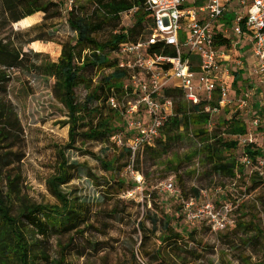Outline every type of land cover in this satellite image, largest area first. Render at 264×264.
I'll return each instance as SVG.
<instances>
[{
	"label": "rangeland",
	"instance_id": "1",
	"mask_svg": "<svg viewBox=\"0 0 264 264\" xmlns=\"http://www.w3.org/2000/svg\"><path fill=\"white\" fill-rule=\"evenodd\" d=\"M74 1L86 12L94 8L93 0ZM69 6L66 1L62 15L46 22L42 15L41 20L33 25H43L39 29L32 30L19 24L13 26L18 34L14 36L16 43L23 45L24 51L29 54L27 64L22 69L12 71V82L8 89L7 99L15 107L23 128V134L13 151L24 155L18 167L22 173L24 193L40 204H58L48 191L47 181L56 172L57 147H64L69 142V125L65 124L68 116L54 80L43 76L37 67L47 60L56 62L61 55L62 44L75 41L76 32L67 22ZM134 16L135 11L122 14L119 23L107 25L98 34V40L106 41L112 34L126 33L135 25ZM252 76L254 78V74ZM100 77L101 74L95 79ZM251 87L249 80L240 81L234 88L233 96L238 100ZM261 89L264 94V87ZM77 95L80 100L84 99L86 90L80 87ZM259 101L264 102V98H255L248 108L238 109L235 113L241 112L240 120L246 123L254 141L264 145V106ZM175 102L184 103L186 100L184 96H175ZM235 113L222 111L215 116L212 130H207L208 139L215 141L221 137L226 141L231 140L218 122L224 124L230 121ZM256 117L263 120L259 128L252 126ZM180 133L182 138L172 143L171 154L163 156L158 162L148 160L146 155L140 163L135 164L133 158H126L121 160L115 174L107 172L95 158L101 155L104 147L101 144L83 145L79 141L76 149L68 151L70 159L78 161L81 167L66 189L90 207L94 229L87 231L84 238L53 237L52 256L60 259L61 248L66 247L64 264H133L134 253L139 262L159 264L156 252L161 248L159 236L162 233L159 230L153 234L152 218L180 212L182 220L174 221L173 226L178 225L180 231L185 226L189 231L196 230L197 244L186 239L180 241L179 250L165 246L162 250L166 258L179 264H264V186L257 187L251 182L256 172L264 181V165L245 167L241 178L220 175L213 171L211 162L206 158L202 141L184 128ZM247 137L250 138V133ZM232 139L240 140L239 137ZM117 147L108 148L106 156L109 159L119 153L116 152L119 150ZM194 154L197 155L188 162L187 157ZM227 155L231 162L236 160L243 164L241 147ZM174 158H179L182 164L172 165ZM127 163L129 165L123 168ZM111 176L124 181L125 186L122 189L114 184L109 187ZM140 176L141 184L137 180ZM169 179L174 180L176 192L164 190ZM208 202L226 219L227 227L224 230L214 231L204 218L190 221L187 217L189 211L197 213ZM140 223L147 232L140 230ZM244 225H252V229L248 231ZM257 229L261 236L254 241L253 237L258 235Z\"/></svg>",
	"mask_w": 264,
	"mask_h": 264
},
{
	"label": "trees",
	"instance_id": "2",
	"mask_svg": "<svg viewBox=\"0 0 264 264\" xmlns=\"http://www.w3.org/2000/svg\"><path fill=\"white\" fill-rule=\"evenodd\" d=\"M93 1L94 8L91 12H86L84 7L76 5L74 1L72 9L67 11V22L76 32L75 41L62 44L61 55L56 62L47 60L37 67L43 76L54 80L55 89L67 112L68 121L65 124L69 125V142L64 147H57L56 172L47 181L48 191L58 204L48 205L34 202L24 193L22 173L18 169L24 155L13 151L23 134V128L15 107L7 99L8 89L12 82V71L22 69L29 59L23 45H18L14 39L18 34L13 26L19 24L32 30L39 29L43 25H33L41 20L42 15L44 22L61 16L66 0H0V264H64L66 247L61 248L62 255L57 260L51 254L52 238H84L87 231L94 229L90 207L66 189L81 167L78 161H72L67 155L68 151L76 149L79 141L83 145H103L101 155L94 156L107 172L114 174L119 170L121 160L126 158H133L135 164L140 163L141 158L146 155L148 160L158 162L163 156L171 154L172 143L182 138V128L191 131L196 139L202 141L206 158L211 162L213 171L220 175L241 178L245 167L258 166L264 159L263 144L241 146L240 140L232 139L249 134L246 123L240 120L241 112H234L231 120L224 124L218 122L231 140L226 141L220 137L211 141L207 132L210 115L201 112L200 106H192L186 102L176 103L175 116L166 122L153 146L133 153L126 144L118 146L113 142L112 138L126 128L123 111L109 105L112 96L121 102L126 98L123 82L127 75L118 67L117 53L121 44L136 42L145 34L146 27L152 22V14L145 7L144 0ZM132 11H135L133 28L126 33L112 34L106 41L98 40V34L107 25L119 23L122 14ZM33 42L36 40L31 43ZM99 74L101 77L96 80L95 76ZM235 75L237 77L239 74ZM238 79H235L233 86L239 83L240 76ZM80 87L86 90V95L81 100L77 95ZM165 94L174 99L175 96L183 97V92L179 89H168ZM227 112L230 113V110H226ZM132 135L133 133H126L125 143L129 142ZM110 146H118L119 150L116 152L119 153L109 159L106 154ZM240 147L243 157L247 156L249 165L236 160L231 162L227 157L229 152L239 150ZM196 155L187 157L188 162ZM182 162L179 158H174L171 164L179 166ZM128 165L129 163L123 165V168ZM177 178L181 179L179 176ZM251 182L257 187L264 186L258 172L251 177ZM112 184L121 189L125 186L124 181L114 176L110 177L108 186L112 187ZM195 192L198 193L197 190ZM180 220V212L177 215L152 218L153 234L159 230L162 233L159 236L161 248L156 252L159 264H179L163 255V247L179 250L177 248H180V241L186 239L197 244L196 230L189 231L185 226L180 231L178 225L173 226L174 221ZM243 227L248 231L252 229V225ZM139 228L147 232L141 223ZM257 230L258 235L253 237L254 241H258L261 236V232ZM133 262L147 264L139 262L135 253Z\"/></svg>",
	"mask_w": 264,
	"mask_h": 264
},
{
	"label": "built area",
	"instance_id": "3",
	"mask_svg": "<svg viewBox=\"0 0 264 264\" xmlns=\"http://www.w3.org/2000/svg\"><path fill=\"white\" fill-rule=\"evenodd\" d=\"M72 9L74 0H66ZM152 14V22L136 42L120 45L118 67L126 72L123 82L126 98L121 102L112 96L111 108L122 110L125 130L114 136L118 146L133 153L153 146L166 122L176 114L174 97L165 91L179 89L187 103L200 106L212 119L222 111L230 113L249 107L264 87V0H144ZM228 42V44H225ZM254 59L256 82L238 100L233 96L235 73L244 70L248 59ZM264 106V102H262ZM263 120L256 117L252 126L259 128ZM133 133L125 143L126 133ZM239 137L241 146L254 143ZM243 164L250 162L245 155ZM264 165V159L260 161ZM134 174L135 172L132 171ZM142 183V177L137 179ZM166 192H175L169 179ZM190 221L204 218L214 231L227 227L225 218L206 203L197 213L189 211Z\"/></svg>",
	"mask_w": 264,
	"mask_h": 264
},
{
	"label": "crops",
	"instance_id": "4",
	"mask_svg": "<svg viewBox=\"0 0 264 264\" xmlns=\"http://www.w3.org/2000/svg\"><path fill=\"white\" fill-rule=\"evenodd\" d=\"M254 65H255L254 59L252 57H250L248 59V61H247L246 68L244 70L238 71V74L239 75L237 77H236V75H234L235 76V79L236 80H239L238 77L240 76V81H246L247 82L249 80L250 81V85H252L253 83H255L256 82V76L254 75V78L252 76V74H254ZM251 77H252V79H250ZM255 98L256 99L257 98H260V99L261 98H264V94H263V91H262L261 88H260V91L259 90L257 91V96ZM259 102L262 104V101H259Z\"/></svg>",
	"mask_w": 264,
	"mask_h": 264
}]
</instances>
